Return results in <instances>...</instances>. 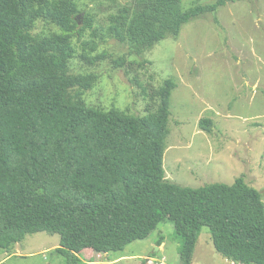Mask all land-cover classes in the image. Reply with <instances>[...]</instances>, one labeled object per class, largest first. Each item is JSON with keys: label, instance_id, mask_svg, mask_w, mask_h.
Masks as SVG:
<instances>
[{"label": "trees", "instance_id": "1", "mask_svg": "<svg viewBox=\"0 0 264 264\" xmlns=\"http://www.w3.org/2000/svg\"><path fill=\"white\" fill-rule=\"evenodd\" d=\"M236 1L242 0L187 10L182 0L120 5L108 18L106 35L130 50L114 60L115 67L177 37L192 19ZM83 11L79 0H0V247L12 250L27 234H59L56 251L66 264H83L85 249L121 251L173 221L184 242L181 264L192 263L204 226L226 258L264 264L261 191L243 176L201 187L167 179L173 79L151 88L145 115L86 100L100 76L73 73L72 61L79 56L95 65L105 54L91 57L85 47L78 54L74 39L94 30L95 16ZM39 21L57 30L35 33ZM87 45L97 47L94 40ZM200 125L211 131L214 122L202 118Z\"/></svg>", "mask_w": 264, "mask_h": 264}, {"label": "rangeland", "instance_id": "2", "mask_svg": "<svg viewBox=\"0 0 264 264\" xmlns=\"http://www.w3.org/2000/svg\"><path fill=\"white\" fill-rule=\"evenodd\" d=\"M129 1L79 0L83 12L95 16L98 36L86 29L75 38L78 54L85 52L84 47L91 57L105 54L95 65L79 56L72 61L73 73L100 76L86 92V100L97 108L116 106L145 115L153 102L151 88L173 79L164 155L167 179L201 187L233 184L243 176L264 200V0L228 2L185 23L177 37L165 38L142 55H130L126 66L115 67L114 60L128 54L130 47L106 35L108 18ZM215 1L182 0V5L187 10ZM49 30L57 27L39 21L34 32ZM93 40L97 47L92 51L87 43ZM202 118L213 119L211 131L201 127ZM162 237L165 248L155 252ZM60 239L48 232L27 234L12 250L0 247V264H66L56 251ZM183 243L174 222L167 221L147 239L133 241L121 251L99 254L85 249L80 256L83 264H181ZM227 259L204 226L191 264H231Z\"/></svg>", "mask_w": 264, "mask_h": 264}, {"label": "crops", "instance_id": "3", "mask_svg": "<svg viewBox=\"0 0 264 264\" xmlns=\"http://www.w3.org/2000/svg\"><path fill=\"white\" fill-rule=\"evenodd\" d=\"M165 245H166V242H165V240L164 239H162V243L161 244H159L158 243V247H157V249H156V251L155 252H161V251H163L164 250V248H165ZM93 253V252H92ZM94 254V253H93ZM100 254V253H99ZM91 256V255H90ZM227 260H230L231 261V264H233V262L234 261H232L231 259H227ZM226 260V261H227ZM94 262V261H93ZM228 262V261H227ZM235 264H240V263H236L235 262Z\"/></svg>", "mask_w": 264, "mask_h": 264}, {"label": "built area", "instance_id": "4", "mask_svg": "<svg viewBox=\"0 0 264 264\" xmlns=\"http://www.w3.org/2000/svg\"><path fill=\"white\" fill-rule=\"evenodd\" d=\"M148 262L149 263H153V260H151L150 258H148ZM233 264H235V262H233Z\"/></svg>", "mask_w": 264, "mask_h": 264}]
</instances>
